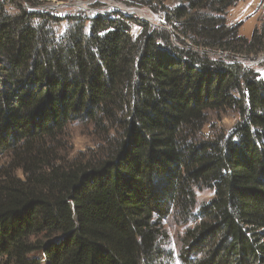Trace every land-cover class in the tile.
I'll return each mask as SVG.
<instances>
[{
    "label": "trees",
    "instance_id": "obj_1",
    "mask_svg": "<svg viewBox=\"0 0 264 264\" xmlns=\"http://www.w3.org/2000/svg\"><path fill=\"white\" fill-rule=\"evenodd\" d=\"M46 1L0 0V264H173L175 213L181 264H264V78L208 53L259 52L264 22L227 25L241 0H162L171 31ZM221 111L232 131L204 136ZM72 124L95 149L61 156Z\"/></svg>",
    "mask_w": 264,
    "mask_h": 264
},
{
    "label": "rangeland",
    "instance_id": "obj_2",
    "mask_svg": "<svg viewBox=\"0 0 264 264\" xmlns=\"http://www.w3.org/2000/svg\"><path fill=\"white\" fill-rule=\"evenodd\" d=\"M161 2L162 0H71L61 3L52 0L43 2V7L48 12L61 17L98 15L110 18L113 14H118L132 21L146 23L154 29L171 31V28L166 25V11ZM225 19L227 25L238 28L240 37L250 40L254 30L264 22V0H241L226 11ZM64 28V25L59 27L61 32ZM139 33V26H131L132 36H137ZM208 53L209 56H214L218 60H234L242 69L250 70L260 78H264V48L255 54L238 56H220L217 52ZM237 121L238 116L234 111L211 113L209 127H205L203 131L204 136L210 130L214 132L222 130L229 133ZM62 144L65 150L61 152V156L77 155L79 152H88L96 147L95 136L91 129L78 124L68 126L63 133ZM195 193L197 206L207 203L213 195L211 191L205 189L197 190ZM179 215L175 213L163 222L168 238L165 250L170 253L173 264H181L178 256L184 246L185 232L194 225L189 215Z\"/></svg>",
    "mask_w": 264,
    "mask_h": 264
}]
</instances>
